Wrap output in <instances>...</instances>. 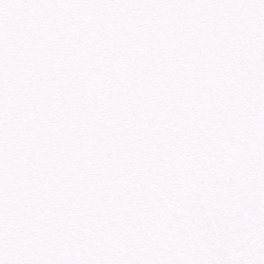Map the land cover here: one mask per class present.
Segmentation results:
<instances>
[{
	"label": "snow or ice",
	"instance_id": "snow-or-ice-1",
	"mask_svg": "<svg viewBox=\"0 0 264 264\" xmlns=\"http://www.w3.org/2000/svg\"><path fill=\"white\" fill-rule=\"evenodd\" d=\"M0 264H264V0H0Z\"/></svg>",
	"mask_w": 264,
	"mask_h": 264
}]
</instances>
